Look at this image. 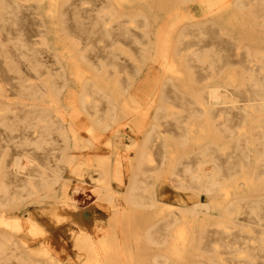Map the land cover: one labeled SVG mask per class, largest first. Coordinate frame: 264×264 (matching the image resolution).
Returning <instances> with one entry per match:
<instances>
[{
	"label": "bare ground",
	"instance_id": "1",
	"mask_svg": "<svg viewBox=\"0 0 264 264\" xmlns=\"http://www.w3.org/2000/svg\"><path fill=\"white\" fill-rule=\"evenodd\" d=\"M152 2L0 0V264H264V0Z\"/></svg>",
	"mask_w": 264,
	"mask_h": 264
},
{
	"label": "rangeland",
	"instance_id": "2",
	"mask_svg": "<svg viewBox=\"0 0 264 264\" xmlns=\"http://www.w3.org/2000/svg\"><path fill=\"white\" fill-rule=\"evenodd\" d=\"M151 1H153L152 4H154V0H151ZM154 8H155L154 14L156 15V22H155L156 28H158V29L163 28V30H167L165 27L168 24L169 17L173 13H176L175 8L166 6V4L165 5H156ZM189 10L193 14H195L196 16H199V17H204V16L208 15L210 12L209 8L204 3H199V2L190 3L189 4ZM173 28L171 29V31H173ZM158 38H159V36H155L156 43L159 46H162L161 48H165L166 47L165 42L163 40H161L160 38L159 39ZM146 70H148V72H147L148 78L152 77V79H150L148 82L145 81V79H139L138 83H137V87H136V93H137V95H138V97L142 103H146L147 95L150 92L149 88L151 86H153L156 83V80H158L162 76L160 68L156 67V65H154L153 63L149 64L146 67ZM72 89H73V87H72ZM150 109H152V107ZM81 123H82V125L86 126L85 119H80V124ZM121 129H123V131L121 133H125V132H127L126 129H128V128H126V129L121 128ZM108 138L114 139V141L116 143L115 144L116 148L117 147L119 148L121 155L122 154L124 156L125 155H127V156L128 155H130V156L135 155L134 148L127 149L125 147L126 143L124 145V142L132 141L133 139L125 138V137H121V138L118 137L117 138V136L113 137V135H111V134H108ZM134 139H135V137H134ZM137 139H139V137ZM102 148H103V146L101 144H96L95 148L92 150V152L89 151L88 156L95 155L94 154L95 152L99 153ZM102 153L110 155L112 152L109 149H105ZM98 185H99L98 181L92 180L90 176L85 175L83 180H81L79 182L80 192L73 193V197L76 198L77 204L79 205V207L81 209L86 211L89 219L90 218L93 219V215H95V214H97L99 217L101 216V213L99 212L100 209H97L96 213L93 212V209L96 208V206L98 205V199H97L98 198V192H96L94 190L96 188V186H98ZM169 188L171 189V192L174 194L173 191H175V189L172 187V185H170ZM209 200H210V198L207 196L199 197V196L188 194L184 200L171 199L170 202L178 203L180 205H184V204H188L190 202H196V201L208 202ZM97 225L101 226L100 221L97 222ZM106 233L107 232H105V234ZM76 234H77V227H75V229L73 230V233H61V235H60L61 236L60 237L61 243L64 246H66V251L62 255V258L64 259L66 264H82V262H83L84 255L80 256L82 258V261L81 260L79 261V259H81V258H79L78 250L75 247Z\"/></svg>",
	"mask_w": 264,
	"mask_h": 264
}]
</instances>
